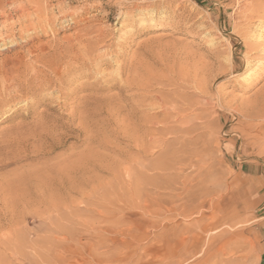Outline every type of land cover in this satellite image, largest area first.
Wrapping results in <instances>:
<instances>
[{"label":"rangeland","instance_id":"1","mask_svg":"<svg viewBox=\"0 0 264 264\" xmlns=\"http://www.w3.org/2000/svg\"><path fill=\"white\" fill-rule=\"evenodd\" d=\"M257 1L0 0V264H261Z\"/></svg>","mask_w":264,"mask_h":264},{"label":"bare ground","instance_id":"2","mask_svg":"<svg viewBox=\"0 0 264 264\" xmlns=\"http://www.w3.org/2000/svg\"><path fill=\"white\" fill-rule=\"evenodd\" d=\"M259 1V0H258ZM257 1V2H258ZM263 3H264V1H262V0H260V2H258V6L255 4V7L257 6V7H262L263 6ZM250 5V4H249ZM254 4L252 3L251 4V7L253 6ZM254 7V8H255ZM256 7V8H257ZM43 30H45V29H43ZM35 37V36H34ZM249 39V38H248ZM1 45V44H0ZM3 46V45H2ZM4 48H6V46L4 47ZM56 51V50H55ZM66 54V53H65ZM76 55H78V54H76ZM51 57H53V55L51 56ZM55 57V56H54ZM62 57L63 56H56L54 59H55V61L54 62H52V61H49V63H50V68H51V70L53 71V73H55L56 74V76L55 77H57V81H59L60 83H65V80H67V76H72V73L74 72V69H76V56H74L73 54L71 55H69V57H70V60H68V61H64L65 63H64V65H62ZM51 59V58H50ZM86 59V58H85ZM87 60V59H86ZM35 61H37V62H42L43 61V58L41 57V55L40 54H37V56H36V59H35ZM83 62V61H82ZM84 67V66H83ZM77 70V69H76ZM73 74H75V72L73 73ZM26 75V74H25ZM66 75V76H65ZM65 76V78L63 79V77ZM69 78V77H68ZM29 80V79H28ZM32 83V82H31ZM47 83V82H46ZM69 83V82H68ZM26 84V83H25ZM30 84V83H29ZM67 84V83H66ZM33 85V84H32ZM40 85H42V84H40ZM48 85V84H47ZM63 85V84H62ZM34 86V85H33ZM36 86V85H35ZM44 86H45V84H44ZM61 86V85H60ZM39 89V88H38ZM46 89V88H45ZM60 91V90H59Z\"/></svg>","mask_w":264,"mask_h":264},{"label":"crops","instance_id":"3","mask_svg":"<svg viewBox=\"0 0 264 264\" xmlns=\"http://www.w3.org/2000/svg\"><path fill=\"white\" fill-rule=\"evenodd\" d=\"M259 219H261V221H263V226H264V207H263V209L261 211ZM261 247H262V251H261V254H260V257H259V262L261 264H264V232H263V241L261 243Z\"/></svg>","mask_w":264,"mask_h":264}]
</instances>
